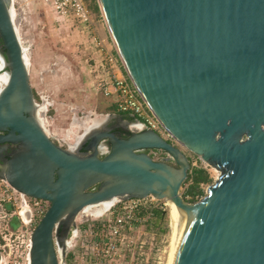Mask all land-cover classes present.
Instances as JSON below:
<instances>
[{
    "label": "water",
    "instance_id": "water-1",
    "mask_svg": "<svg viewBox=\"0 0 264 264\" xmlns=\"http://www.w3.org/2000/svg\"><path fill=\"white\" fill-rule=\"evenodd\" d=\"M97 2L125 73L173 142L148 129L122 138L114 129L139 121L113 113L75 147L58 145L39 118L14 0H0L9 75L0 144L21 145L0 179L50 203L31 238L30 264H66L88 207L150 197L172 202L174 264H264V0ZM174 142L220 172L197 203L181 194L192 165ZM31 219L23 210L14 221Z\"/></svg>",
    "mask_w": 264,
    "mask_h": 264
},
{
    "label": "rangeland",
    "instance_id": "rangeland-1",
    "mask_svg": "<svg viewBox=\"0 0 264 264\" xmlns=\"http://www.w3.org/2000/svg\"><path fill=\"white\" fill-rule=\"evenodd\" d=\"M86 3L90 8L91 0H86ZM14 9L15 25L30 64V82L35 99L41 104V99L45 98L52 105L48 112L43 106L40 107V118L44 121L49 136L58 145L64 149L71 148L92 124L93 119L102 115L117 114L113 99L105 97L99 90L93 71L91 39L74 19L60 17L44 0H14ZM93 15L95 27L102 15ZM85 34L88 39L84 37ZM92 114H96L97 117H90ZM74 119H77V122H74ZM176 145L189 157H194L182 146L177 143ZM152 157L159 161L166 156L164 152L154 151ZM199 165L207 168L205 170L212 180L210 184L203 185L207 195L208 187L217 182L220 172L201 160ZM190 185L186 182L181 194ZM1 193L0 188V199ZM8 206L9 204L0 201L1 264H23L20 255L25 246L23 243L28 239L27 229L23 225L15 231L7 228L11 212ZM166 209L153 225L157 234L155 246L148 249L147 255L142 258L135 245L134 249L126 252L129 264H169L173 243V221L169 206ZM16 223L18 222L15 221L13 224ZM142 239L143 237L139 235L136 241ZM7 242L14 246L13 253L2 249V245ZM157 249L161 251V260L156 257Z\"/></svg>",
    "mask_w": 264,
    "mask_h": 264
},
{
    "label": "built area",
    "instance_id": "built-area-1",
    "mask_svg": "<svg viewBox=\"0 0 264 264\" xmlns=\"http://www.w3.org/2000/svg\"><path fill=\"white\" fill-rule=\"evenodd\" d=\"M44 1L52 6L60 17L74 19L91 39L93 71L99 90L107 98L114 100L117 97V101H115L117 111L136 117L139 123L134 127L137 130H153L165 140L173 142L172 136L162 127L160 121L152 113L125 73L114 45H110L106 39L97 34L94 27V13L88 7L86 0ZM40 105L46 109V112L52 107L45 98L41 99ZM94 115L92 114L90 117ZM74 122H77V119H74ZM199 162L198 157L191 158L190 173L195 169H207L199 165ZM0 188L2 192L0 201L9 204L10 218L19 216L23 210H29L32 214L30 223L23 224L27 229L28 239L23 243L25 246L20 255L21 263L30 264L31 238L49 210L50 203L22 196L1 179ZM167 206L166 200L150 197L120 201L103 213L85 209L78 217L77 230L72 232L71 241H75V244L69 252L66 264H129L126 260V252L134 249L135 245L139 255L143 258L147 255L146 251L155 246L157 234L153 225L158 219V215L166 212ZM139 235L143 239L136 241ZM2 249L8 250L9 253H13L15 250L14 246L8 242L4 246L2 245ZM156 252L157 259L161 260L160 249H157Z\"/></svg>",
    "mask_w": 264,
    "mask_h": 264
},
{
    "label": "flooded vegetation",
    "instance_id": "flooded-vegetation-1",
    "mask_svg": "<svg viewBox=\"0 0 264 264\" xmlns=\"http://www.w3.org/2000/svg\"><path fill=\"white\" fill-rule=\"evenodd\" d=\"M0 56L6 57V50H5L4 43H3V40L1 39V37H0ZM6 69H5V72H7V70H8V69L7 70ZM131 118H133L132 115L126 116V119H128V120H130ZM116 124H117V122L110 124L109 127L110 128H117ZM133 129L134 130H132V128H130V131H129V130H125L124 128L119 127L117 129H114V130H115L116 134H118L120 137L127 139L130 137L131 132L137 131V129L135 127ZM7 135H8L7 133L0 132V137H5ZM20 146H21L20 144H14V143L0 144V173L2 172L6 162L11 159V156L15 152L18 151ZM107 146H108L107 148H110L109 144ZM81 152L84 154L88 153V151H86L85 146L81 149ZM152 152H154V151H148L147 153L152 156ZM102 156H103V154H102ZM165 156L166 157L162 158V160H159V161H168V162L173 164V161L170 159V157L167 154H165ZM191 158L192 157H190V160H191ZM14 219H15V217H11L9 222H8V225H7V228L10 230H13V231L18 229L21 225H23L21 222L13 224L15 222ZM71 236H72V234H71ZM71 236H70V239H69L68 244H67V257L69 256V252L71 251L73 245L75 244V241H73V240L71 241V238H72ZM0 264H1V251H0Z\"/></svg>",
    "mask_w": 264,
    "mask_h": 264
},
{
    "label": "bare ground",
    "instance_id": "bare-ground-1",
    "mask_svg": "<svg viewBox=\"0 0 264 264\" xmlns=\"http://www.w3.org/2000/svg\"><path fill=\"white\" fill-rule=\"evenodd\" d=\"M12 17H13V21L15 23V9H14V5L12 7ZM17 31H18V28H17ZM18 34H19V31H18ZM19 37H20V35H19ZM24 52L26 54V49L25 48H24ZM2 57L0 56V92L2 91V89L5 87V85L8 83V80H9V75H8L7 72H5L6 64L4 63ZM26 59H27L28 65H30L29 64L28 57H27V54H26ZM40 107H42V106H40ZM38 114H39V118H40L41 109H39V113ZM94 117H97V115H94ZM106 118H107L106 116H101V117H97V118L93 119L92 124L88 128H86L85 133L82 136H79L78 137L76 145H78L81 142V140L83 139L84 135L87 132H89L92 128L99 126L101 123L104 122V120ZM40 120H41V122H42V124H43V126H44V128L46 130V132L48 133V130L46 129V126L44 124V121L41 118H40ZM167 202H168V206H169V209H170V216H171V219L173 221V243H172V252H171L169 264H174V259H175V255H176L175 248H174V227H175V221L174 220H175V212H174L173 207L170 205V204H172V202H169V201H167ZM116 203H117V201L116 200H113V201L105 202V203H103V204H101L99 206H91V207H88L87 210H92V211L97 212V213H103V212L108 211Z\"/></svg>",
    "mask_w": 264,
    "mask_h": 264
},
{
    "label": "trees",
    "instance_id": "trees-1",
    "mask_svg": "<svg viewBox=\"0 0 264 264\" xmlns=\"http://www.w3.org/2000/svg\"><path fill=\"white\" fill-rule=\"evenodd\" d=\"M90 9L93 11L94 14L101 15L97 0H91ZM211 181L212 180L210 178V175L205 169L200 168L193 170V172L190 173L187 181L191 185L186 190V193L183 195L184 199L188 203H192V204L199 202L202 199V197L206 196L205 190L203 189V185L210 184ZM159 216L160 215H158V217Z\"/></svg>",
    "mask_w": 264,
    "mask_h": 264
},
{
    "label": "crops",
    "instance_id": "crops-1",
    "mask_svg": "<svg viewBox=\"0 0 264 264\" xmlns=\"http://www.w3.org/2000/svg\"><path fill=\"white\" fill-rule=\"evenodd\" d=\"M96 26V29H97V32H98V34L102 37V38H104V39H106L109 43H110V45H113V43H112V41H111V38H110V35H109V32H108V29H107V27H106V25H105V23H104V21H103V19H102V17H100L98 20H97V22H96V24H95ZM84 37H86L87 38V36H86V34H85V36ZM88 39V38H87ZM114 102H115V100H113ZM114 106H115V108H116V110H117V107H116V103H114ZM117 114H119V115H123V116H128L127 114H121V113H119L118 111H117ZM96 115V114H95ZM102 116H105V115H102ZM106 117H107V115H106ZM134 126H132V128H133Z\"/></svg>",
    "mask_w": 264,
    "mask_h": 264
}]
</instances>
